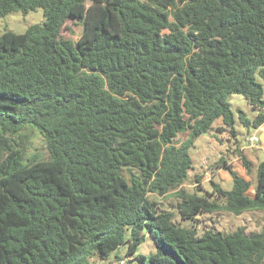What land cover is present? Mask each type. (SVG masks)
<instances>
[{
  "label": "trees",
  "instance_id": "obj_1",
  "mask_svg": "<svg viewBox=\"0 0 264 264\" xmlns=\"http://www.w3.org/2000/svg\"><path fill=\"white\" fill-rule=\"evenodd\" d=\"M38 8L43 23L0 34V264H94L148 237L140 264H264V231L199 218L264 211L230 100L264 124V0H0V16ZM34 130L47 157L24 149ZM228 133L204 167L232 187L208 189L191 150Z\"/></svg>",
  "mask_w": 264,
  "mask_h": 264
},
{
  "label": "rangeland",
  "instance_id": "obj_2",
  "mask_svg": "<svg viewBox=\"0 0 264 264\" xmlns=\"http://www.w3.org/2000/svg\"><path fill=\"white\" fill-rule=\"evenodd\" d=\"M44 20V11L42 8H38L28 13L13 12L7 14L6 16H0V34L7 29L16 33H23L31 25L41 24ZM80 33L81 29L78 27L76 29V35L74 36L75 40L80 37ZM258 80L263 84L264 88V78L258 77ZM230 100L232 108L235 112V128L237 130L238 141L244 149L246 156L254 163L252 172L248 176L252 185L251 188L254 190L257 186L258 165L261 161H264V130L257 129L253 126L248 127L240 120L239 116L243 113L247 119L253 121L258 112L248 103L245 96L241 94H233L230 97ZM240 111L242 112L240 113ZM33 132L34 133L31 138L24 142V149H26L28 153L37 152L38 154L47 157L48 152L43 136L37 130H34ZM254 134L257 135L261 141L256 142L255 146H251L249 139ZM187 135L188 134H182L180 136V140L185 139ZM222 136L223 135H221V137ZM228 137H230L229 133L226 134V139H224L221 144L213 135H203L195 140L196 149L193 148L191 150V155L194 159L193 167L195 168L191 169L189 173L191 176H194V173L203 172L204 180L202 183L208 189H211V178L218 182L224 189H230L232 187V177L228 171L225 169L215 170L217 173L214 175V170H212L211 167H209V170L204 167L205 160H209L210 164L216 160L218 153L226 150V148L230 145V141L227 140ZM228 151L229 150L225 152L229 153ZM231 162L235 164L238 169L242 170L238 161L234 159V155ZM188 188L192 189L193 185L188 186ZM172 196L173 195L171 194L164 199L166 201L173 200L174 198ZM199 218L201 220L200 231L207 228L230 233L241 226L245 227L246 232L248 233L264 231V211L260 210L246 211L241 215H234L229 212H219L206 214L200 216ZM177 219L179 220L178 217ZM185 224H189V222H185ZM155 250L156 245L154 240L151 237H148L145 243L140 246L138 253L149 255L150 253L155 252ZM138 253L134 255H127V245L124 244L120 248L112 250L107 258L99 259L94 264H140Z\"/></svg>",
  "mask_w": 264,
  "mask_h": 264
},
{
  "label": "built area",
  "instance_id": "obj_3",
  "mask_svg": "<svg viewBox=\"0 0 264 264\" xmlns=\"http://www.w3.org/2000/svg\"><path fill=\"white\" fill-rule=\"evenodd\" d=\"M259 141H260L259 137L257 135H255V134L252 135L250 137V139H249V142H250L251 146H255L256 142H259ZM206 163H207V161L205 160V164ZM122 263H123V261H122Z\"/></svg>",
  "mask_w": 264,
  "mask_h": 264
},
{
  "label": "crops",
  "instance_id": "obj_4",
  "mask_svg": "<svg viewBox=\"0 0 264 264\" xmlns=\"http://www.w3.org/2000/svg\"><path fill=\"white\" fill-rule=\"evenodd\" d=\"M258 129L264 130V124L262 126H260ZM260 141H261V139H260Z\"/></svg>",
  "mask_w": 264,
  "mask_h": 264
}]
</instances>
